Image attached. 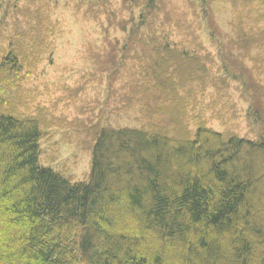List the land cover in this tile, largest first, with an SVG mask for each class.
<instances>
[{"label":"trees","instance_id":"1","mask_svg":"<svg viewBox=\"0 0 264 264\" xmlns=\"http://www.w3.org/2000/svg\"><path fill=\"white\" fill-rule=\"evenodd\" d=\"M125 1L139 13L124 39L88 52L109 121L136 109L140 127L65 124L92 139L82 181L41 163L45 130L68 121L32 84L57 28L42 7L0 28V264H264V0H224L229 32L206 14L217 56L198 13L213 0H194L197 22L169 0ZM235 83L255 138L230 129Z\"/></svg>","mask_w":264,"mask_h":264},{"label":"rangeland","instance_id":"2","mask_svg":"<svg viewBox=\"0 0 264 264\" xmlns=\"http://www.w3.org/2000/svg\"><path fill=\"white\" fill-rule=\"evenodd\" d=\"M193 2L194 0H169L168 7L174 3L176 10L177 8L184 10L182 13L187 12L189 18L195 21L194 15L199 5L195 6L196 1ZM212 2L213 5L205 8L207 13L201 9L198 13L204 16L201 33L204 43L217 56L219 48L226 45L218 43V39L215 40L218 44L211 40L205 16L213 14L212 18L217 21V26L222 31L229 32L228 24L234 19V14L228 2L224 0ZM36 7H42L49 15V23L52 28H57V32L54 38L56 49L53 63H43L32 84L43 93L41 101L44 104L64 100L59 105L56 116L65 117V121H69L45 130V137L41 143V163L45 168L67 173L75 180L82 181L90 173L92 139H86L65 124L77 119L93 120L94 117L93 121L101 125L140 127L136 121L140 114L136 109L129 114H114L109 121L108 107L105 105L107 99L105 76L94 73L91 52H88L103 51L104 55L109 54L112 51L109 43L123 40L125 35L122 28L131 27V24L126 25L123 22L130 20L131 12H136L137 16L139 12L135 8L132 9V3L128 4L125 0H0V28H15L25 17L34 14L33 9ZM263 23L258 26H262ZM263 39L261 37L260 41ZM252 53L264 59V48L259 47L258 51L253 50ZM97 76L100 79H97ZM236 86L237 83L233 84V99L240 110L239 119L231 124L230 129L242 137L255 138L258 134L255 132L256 128L251 126L252 121L247 117L248 104L239 97L240 93L236 91ZM66 88L75 89L74 93L84 88V93L79 99L70 100L71 95L68 96ZM209 116L210 114H207V117ZM210 126L220 132H224L227 127L217 120L212 121ZM190 128L195 129V126L191 123Z\"/></svg>","mask_w":264,"mask_h":264}]
</instances>
